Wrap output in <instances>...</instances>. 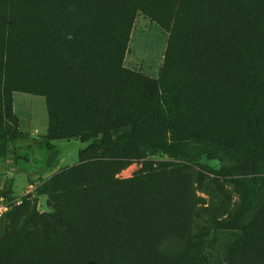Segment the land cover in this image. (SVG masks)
<instances>
[{"label":"rangeland","instance_id":"rangeland-1","mask_svg":"<svg viewBox=\"0 0 264 264\" xmlns=\"http://www.w3.org/2000/svg\"><path fill=\"white\" fill-rule=\"evenodd\" d=\"M119 1L14 0L13 5L15 19L31 24L35 10L46 11L51 35H60L62 57L52 65V74L66 71L68 57L73 62L79 57L68 52L77 37L81 49L83 40L75 32L84 25L86 9L108 19L132 15L125 39L120 27L118 40L111 21L102 22L97 33L104 37L93 46L100 53L87 56L92 66L82 85L92 103L91 115L101 121L131 116L151 127L171 118L240 136L246 131L253 75L264 122V0H235L236 7L242 3L253 11L254 23H246L241 7L226 22L213 17L209 8L201 12L196 0L177 9L172 7L177 0H137L143 8L133 13L132 0H125V8H115ZM8 47L0 37V128L25 137L10 142L8 155L0 159V203H8L0 212V264H147L144 251L110 240L118 234L114 222L129 216L145 219L147 227L137 230L157 234L165 258L154 264L191 263L205 249L202 243L184 242L192 226L234 211L239 203L237 178L264 174L247 161L243 173H216L223 164L216 158L199 159L208 170L161 153L136 156L140 150L126 145L110 149L96 139L55 138L49 130L47 96L20 90L28 85V71L24 62L5 66ZM105 65L118 72L98 80ZM163 97L171 101L172 112ZM54 101L69 113L75 109V100L67 96ZM260 140L264 142V135ZM185 165L214 179L207 180V190L197 188L195 172ZM54 176L48 192L35 191Z\"/></svg>","mask_w":264,"mask_h":264},{"label":"trees","instance_id":"trees-1","mask_svg":"<svg viewBox=\"0 0 264 264\" xmlns=\"http://www.w3.org/2000/svg\"><path fill=\"white\" fill-rule=\"evenodd\" d=\"M13 1L4 0L3 9L0 12L2 16L1 30L4 31L0 37L3 42L5 40L6 46H9L7 55L4 56L5 66L12 68L18 63H25L24 68L28 71L26 76L30 80L28 85L20 90L24 88L28 92L47 96L49 130L53 137H78L81 141L96 139V142L101 146L110 149L126 145L140 150L136 156L145 157L161 153L168 158L190 161L200 168L208 170L211 168L200 163L199 159L202 156L216 158L223 163L221 171H214L216 173H243L245 171L241 166L244 161L258 166L257 172L264 171V142L260 140L264 135V122L261 119L263 102L257 96L259 85L253 75H250V99L245 105L246 131L240 136L221 135L212 129L192 127V125L171 118H168L163 124H154L151 127L144 126L131 116L119 117L112 121H101L91 115L93 114L90 111L92 103L82 85L85 71L92 66H90L87 56L90 57L89 54L92 52L100 53V50H96L93 46L97 43L99 36L104 37L100 31L97 33L102 22L111 21L117 29L116 38L118 40L121 28L122 32L125 31L122 39H125L132 22L131 13L128 19H126L127 17L120 19L119 16L108 19L95 14L96 11L92 8L86 9L83 12L84 25L82 29L75 32L83 40L81 49H77L79 48V37H77L73 43L74 47H71L68 52H74L79 57L76 62L68 57L65 64L66 71L62 73L60 67H57L60 70L52 74V65L59 63L62 57L60 45L58 46L61 41L60 35H51L53 24L48 25L46 11L35 10L32 24L27 22V19L24 21L15 19L14 10L16 8ZM246 1L255 2V0ZM119 2L114 5L115 8L125 6V0ZM132 3H134L132 4V13L143 8V3L140 1L132 0ZM180 3L189 4V1L177 0L172 7L177 9ZM196 4L201 12L206 13V9L209 8L213 17L226 22H228L227 18L234 16L233 12H238L237 8L241 7V10L245 8L246 23H249L250 20L254 23L253 11L251 9L248 11L246 5L242 3L236 7L235 0H196ZM92 7L97 8L96 5ZM229 14L231 17H228ZM55 27L60 29V24L57 22ZM246 30L250 29L246 28ZM253 30L254 27L251 24L250 32ZM106 66L101 67L99 75L96 74L98 80L102 76L110 78L109 75H115L118 72L117 67ZM74 73L77 74L74 75ZM61 81L63 82L62 86ZM74 85H78V89H75ZM66 96L69 97V101L75 100V109L70 113L59 107V103L54 101L56 98L60 100ZM163 102L169 112L174 110L168 97H163ZM23 137L25 135L22 133L0 128V159L8 155L10 142ZM46 146L49 149L52 148L50 144H46ZM123 163L119 161L116 164ZM78 168H72L70 172H76ZM184 168L195 172L196 186L201 190L209 188L207 180H214L188 165H185ZM54 181H56L55 176L35 191L48 192L50 184ZM234 187L238 190L239 196V203L234 211L227 209L224 215L214 216L208 219L209 223L205 222L202 226L197 222L192 226V234L184 239V242H192V244L202 243L205 248L202 253L198 252L199 256L191 257L190 264H201L202 262L205 264H264V174L237 178ZM113 226V231L118 234L110 236V240L115 238L117 245H129V249L132 251H144L147 264H154L159 259L165 258L163 251L159 248L157 234L137 230V228L147 227L143 217L119 218ZM131 228L135 229L131 230Z\"/></svg>","mask_w":264,"mask_h":264},{"label":"built area","instance_id":"built-area-1","mask_svg":"<svg viewBox=\"0 0 264 264\" xmlns=\"http://www.w3.org/2000/svg\"><path fill=\"white\" fill-rule=\"evenodd\" d=\"M7 204L8 203H6V204L0 203V212H2L3 210H6Z\"/></svg>","mask_w":264,"mask_h":264}]
</instances>
